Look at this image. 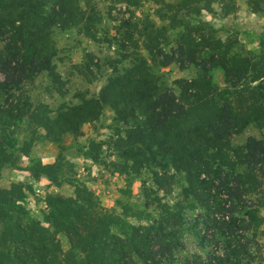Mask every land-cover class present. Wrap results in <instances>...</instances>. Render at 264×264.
Listing matches in <instances>:
<instances>
[{
	"label": "trees",
	"instance_id": "16d2710c",
	"mask_svg": "<svg viewBox=\"0 0 264 264\" xmlns=\"http://www.w3.org/2000/svg\"><path fill=\"white\" fill-rule=\"evenodd\" d=\"M178 1L181 4L175 12L177 16L183 13L184 20L171 19L173 24L160 29L148 22L144 37L152 47L157 34L169 29L175 48L171 56L161 54L165 60L160 66L175 63L181 70L193 67L194 77L177 79L172 88H163L146 62L140 61L121 72L116 69L98 98L79 106H63L55 119L44 111L46 118L38 122L25 84L43 72L53 71L52 30L69 18L75 20L78 0H0V171L4 165H15L21 156L30 155L35 141L29 138L20 143L15 135L24 121L56 137L74 135L84 124L97 120L103 107L108 106L124 123L119 130L124 137L118 138L123 159L140 167L143 163L137 161L145 159L164 172L172 169L183 173V202L189 210L199 212L194 220H186L180 204L175 209L167 204L153 207L148 194L153 190H149L144 194L149 200L146 206L155 208L157 216L145 225L127 224L99 206L94 193L82 185L75 188L74 197L49 193L40 221L31 218L24 205L32 183L45 177L57 187L66 176L58 160L53 164L34 161L27 169L33 182L13 184L0 191V217L7 219L0 232V264L254 261L253 247H259L264 223L260 215L264 198L262 203L256 202L251 190L261 186L258 176L264 175V135L259 139L247 137L237 147L230 141L253 127L255 121L263 124L264 133V31L256 53L235 54V46L223 42L201 19V13L211 11L215 0L206 4V0ZM193 4V10H186ZM246 5L252 13L264 16V0H246ZM162 7L170 12L178 6L167 2ZM159 15V20H167ZM215 72L223 75V88L215 82ZM163 176L172 179V175ZM155 183L164 186L161 181ZM192 221L194 230H198V245L207 252L176 258L175 253L186 248L184 228ZM61 234L68 240L66 252L58 238Z\"/></svg>",
	"mask_w": 264,
	"mask_h": 264
},
{
	"label": "rangeland",
	"instance_id": "374dc122",
	"mask_svg": "<svg viewBox=\"0 0 264 264\" xmlns=\"http://www.w3.org/2000/svg\"><path fill=\"white\" fill-rule=\"evenodd\" d=\"M167 2H173V6L178 7L169 12L162 7ZM180 4L178 0H130L128 3L125 0H78L79 13L75 14V20L69 18L52 30L51 38L55 48L53 71L43 72L25 84L32 103L31 110L37 111L38 122L46 118L44 111L49 112L47 116L50 119H55L63 106H79L83 101L98 98L116 69L121 72L124 67L140 61L146 62L149 71L157 77L163 88H172L170 86L177 79L194 77L196 72L193 67L181 70L175 63L160 66L165 60L161 54L170 55L175 48L173 34L169 29L157 34L152 47L144 37V25L148 22L160 29L162 25L173 24L171 19L184 20L183 13L176 15ZM195 7L193 4L186 10ZM209 8L211 11L201 13V19L215 29L223 42L235 46V54L240 51L251 54L258 51L260 35L264 31L263 14L252 13L246 0H215ZM158 14L169 21L159 20ZM213 75L215 82L223 88L221 72ZM123 127L124 123L116 119L114 111L108 106L103 107L97 120L84 124L74 135L67 133L56 137L47 134L45 129L34 123L24 121L15 135L20 143L29 138L35 142L28 157L21 156L15 165L7 164L1 169L0 191L10 189L13 184L33 182L27 169L34 161L53 164L58 160L64 166L66 180L57 187L50 185L45 177L34 180L33 188L24 201L31 218L43 220L45 198L49 193L74 197L75 188H82L83 185L94 193L99 206L120 216L127 224L145 225L157 216L155 208L153 210L146 206L149 200L154 201L153 207L167 204L175 209L180 204L185 208V219L194 220L199 212L189 210L182 198V190L186 186L185 175L172 169L164 172L163 169L147 164L149 162L145 159L137 161L143 163L141 167L123 159V155L119 154L121 144L118 141V138L124 137L119 132ZM53 130L57 132L56 128ZM263 135V124L255 121L253 127L234 136L230 142L233 147H237L244 144L247 137L259 139ZM163 173L166 176L172 175V179L164 177ZM159 181L164 184L163 187L155 185ZM167 181L172 183L168 185ZM258 185L261 186L251 190V197L262 203L263 174L258 176ZM149 190H153V194L148 193L150 199L147 201L144 194ZM260 215L264 218V207L260 209ZM6 221L0 217V232ZM193 223L184 228L185 250L175 253L174 257L184 259L206 254L207 249L198 245V230H194ZM258 237L259 247H253L255 258L251 264H264V223ZM58 238L66 252L69 249L67 238L63 234ZM0 248L3 246L0 245Z\"/></svg>",
	"mask_w": 264,
	"mask_h": 264
}]
</instances>
